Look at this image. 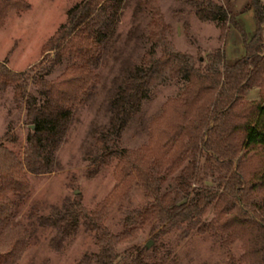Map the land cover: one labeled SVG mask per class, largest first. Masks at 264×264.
<instances>
[{"label":"trees","instance_id":"1","mask_svg":"<svg viewBox=\"0 0 264 264\" xmlns=\"http://www.w3.org/2000/svg\"><path fill=\"white\" fill-rule=\"evenodd\" d=\"M124 1L79 0L71 5L64 22L42 46L44 57L53 52L46 74L56 64L64 60L68 63L54 78L42 74L36 77L38 94L26 92L25 70H12L0 61V86H13L15 100L26 106L25 120L30 125L21 157L0 138V264H17L30 244L27 226L12 222L16 210L12 196L27 198L28 173L53 169L55 152L71 123L75 106L97 80L96 67L116 30ZM190 2L200 20L214 21L220 36L226 32V22L232 18L227 6L215 0ZM28 6L27 0H0V27L10 10ZM139 9L149 15L143 35L150 47L139 62L121 67L119 81L106 102L107 122L92 126L90 131L97 154L91 171L109 165L112 156L118 157L113 167V189L93 210H87L77 199L74 205L39 215L38 224L55 229L50 246L59 249L64 239L78 229L83 217L87 229L95 233L98 246L96 251L82 255L85 264H154L145 260L144 249L139 246H131L120 257L117 243L129 236L130 230L111 233L104 223L111 206L128 197L135 181L153 197L146 213L168 220L170 225L186 222L193 227L209 202H225L230 206L226 221L211 219L198 224L196 230L215 231L228 226L231 232L226 240L245 239L249 264H264V218L257 212L264 204V192L260 201L246 195L247 186L233 160L239 147L264 153V88L260 101L251 108L240 112L233 109L244 87L255 84L257 79L264 82V0H247L240 9L251 10L254 23L249 36L240 28L243 54L229 62L216 50L205 64H195L189 53L173 48L167 38L169 26L157 0H139L136 11ZM172 78H177L180 85L150 121L148 141L137 149L118 148L121 132L143 99L158 83ZM237 129L241 132L238 147L233 141ZM261 165L257 179L264 189V161ZM202 167L215 174L217 185L191 187ZM177 169L172 177L175 185L162 191V183Z\"/></svg>","mask_w":264,"mask_h":264},{"label":"rangeland","instance_id":"2","mask_svg":"<svg viewBox=\"0 0 264 264\" xmlns=\"http://www.w3.org/2000/svg\"><path fill=\"white\" fill-rule=\"evenodd\" d=\"M27 1L30 6L10 10L4 18V24L0 27V61L12 70H25L28 75L26 92L38 94L36 77L42 74L48 79L54 78L68 63L64 60L46 74L44 71L50 66L53 52L50 51L44 57L42 46L59 24L64 22L71 5L79 0ZM138 1H124L116 30L96 67L97 80L75 106L71 123L55 152L53 169L41 174L28 173L30 193L27 198L20 200L12 196L16 203L12 222H22L30 232V244L17 264H85L81 261L82 255L98 248L95 233L87 229L83 217L79 220L78 229L64 239L62 246L59 249L52 248L49 239L55 229L38 224V216L51 213L56 207L74 205L77 199L87 210H93L113 189V167L118 157L112 156L109 165L91 171L97 154L90 131L92 126L107 122L106 102L113 85L119 81L121 67L139 62L144 51L150 47V42L143 35L149 15L144 9L136 11ZM157 1L161 15L169 26L168 40L174 49L189 53L195 64H205L216 50L227 61L234 60L244 52L242 30L246 36L254 31L251 10L240 11L247 0H215L227 6L232 14V18L226 22V32L221 36L214 21L200 20L194 14L190 0ZM179 85L180 81L172 78L158 83L150 90L140 109L121 132L118 148L137 149L148 141L150 121L162 110L165 100L176 93ZM262 88L264 82L260 83L258 79L255 84L244 87L236 97L234 111H245L260 101ZM25 113L24 102L15 100L13 86H0V138L19 157L23 154L25 136L30 127L25 120ZM235 132L233 141L237 146L241 132L238 129ZM239 148L233 160L239 165L240 176L244 186H247L246 195L260 201L264 189L257 175L264 161V153ZM177 172L178 169L165 179L161 185L162 191L175 185L172 177ZM214 177V173L202 167L191 181V187L217 185ZM152 199L146 187L134 181L128 197L115 202L109 209L104 219L107 230L111 233L130 230L129 236L117 243L120 257L131 246H139L144 249L145 260L154 264L250 263L245 239L233 237L226 240L231 232L228 226L221 229L218 227L215 231L196 230L198 224H205L211 219L226 221L230 206L225 202H209L199 215L200 221L190 227L186 222L170 225L168 220H160L146 213L145 208ZM257 212L264 218V204ZM148 241L150 245L147 246Z\"/></svg>","mask_w":264,"mask_h":264},{"label":"water","instance_id":"3","mask_svg":"<svg viewBox=\"0 0 264 264\" xmlns=\"http://www.w3.org/2000/svg\"><path fill=\"white\" fill-rule=\"evenodd\" d=\"M146 245H147V246L150 245V241H148V242L146 243Z\"/></svg>","mask_w":264,"mask_h":264}]
</instances>
